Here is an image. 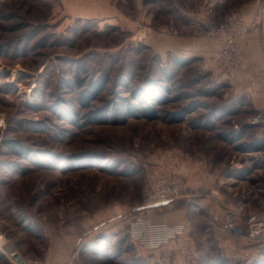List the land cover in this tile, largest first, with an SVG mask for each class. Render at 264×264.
<instances>
[{
  "label": "rangeland",
  "instance_id": "obj_1",
  "mask_svg": "<svg viewBox=\"0 0 264 264\" xmlns=\"http://www.w3.org/2000/svg\"><path fill=\"white\" fill-rule=\"evenodd\" d=\"M247 1L0 0V231L12 264H167L156 259L167 246L143 248L131 227L164 210L144 205L148 186L179 180V200L203 173L246 236L264 210V125L248 120L264 109L227 76L241 65ZM234 11L247 31L233 69L219 52L212 71L152 46L168 25L221 42L210 32ZM194 212L202 251L181 264H264V245L242 239L237 257ZM63 240L76 246L56 261Z\"/></svg>",
  "mask_w": 264,
  "mask_h": 264
},
{
  "label": "crops",
  "instance_id": "obj_2",
  "mask_svg": "<svg viewBox=\"0 0 264 264\" xmlns=\"http://www.w3.org/2000/svg\"><path fill=\"white\" fill-rule=\"evenodd\" d=\"M262 3L260 5L255 0H249L241 5L243 15L250 29L248 34L240 41L239 47L242 52L240 68L235 73L229 74L227 79L229 83L240 86L241 90L244 89L243 92L247 90L255 100L257 107L264 109V1ZM167 27L170 28L172 34L168 33V35L163 36L158 32L151 36V43L154 49L165 53V55L179 56L177 54L182 53L185 55H182L183 57L200 56L207 62L206 67L212 71H220L221 67L217 60V53L220 50L222 41L220 42L206 36L192 38L190 37L192 35L176 33V29L171 25ZM213 184V178L209 174L203 173L191 178L189 179L190 193L187 196L162 206L163 211L154 212L152 216L154 221H165L186 226L185 233L180 238L174 239L166 245L163 257L156 258L158 261H164L167 264H181V262H186V259H188L187 262H191L189 259H192L193 262L198 260L200 257L198 252L202 248V242L196 239L200 227L193 223L192 215L196 213L194 211H199L200 213L202 210L207 214L205 227L208 226L214 230L215 240L217 239L220 247L229 246L231 241H235L236 256L240 257L242 251H245L243 246H238L243 238L237 239L232 236V239H230L225 234V226H230L232 229L237 227L243 230L240 224L241 218L239 215H231L227 217L228 222L226 223L223 202L215 194L217 191L214 189L216 187ZM250 219L264 220V210L253 214ZM3 244L4 247L0 248V263L12 264L6 254L8 249L5 241ZM55 244L53 252L50 254L56 261L64 258L63 251L76 246L74 241L65 240ZM139 257L143 259L146 256L139 253ZM16 260L21 264V258L17 257Z\"/></svg>",
  "mask_w": 264,
  "mask_h": 264
},
{
  "label": "built area",
  "instance_id": "obj_3",
  "mask_svg": "<svg viewBox=\"0 0 264 264\" xmlns=\"http://www.w3.org/2000/svg\"><path fill=\"white\" fill-rule=\"evenodd\" d=\"M257 2L260 3L261 0H257ZM246 31L247 26H245L242 15L239 11H234L224 19L221 25L214 27L210 32L214 36L222 37L223 45L219 50V57L224 68L229 70L238 66L240 51L237 41L240 37L237 38V36ZM248 123L250 125H264V113L257 112L249 118ZM183 189H186V186L176 179L167 182V187L158 183L151 188L148 186L144 195V205L147 208H155L157 206H164L167 203L169 204L179 197V193ZM152 221L140 218L134 222L130 230L132 240L145 249L160 250L170 241L180 238L186 230L184 224ZM224 231L231 233L232 228L228 227ZM234 237L237 239L243 238L251 242H259L264 245V220L257 219L251 221L246 236L234 235ZM3 241L4 235L0 231V248ZM16 259L14 257L13 264H18Z\"/></svg>",
  "mask_w": 264,
  "mask_h": 264
},
{
  "label": "water",
  "instance_id": "obj_4",
  "mask_svg": "<svg viewBox=\"0 0 264 264\" xmlns=\"http://www.w3.org/2000/svg\"><path fill=\"white\" fill-rule=\"evenodd\" d=\"M232 232L234 234L240 235L242 233V230L237 227H233Z\"/></svg>",
  "mask_w": 264,
  "mask_h": 264
},
{
  "label": "trees",
  "instance_id": "obj_5",
  "mask_svg": "<svg viewBox=\"0 0 264 264\" xmlns=\"http://www.w3.org/2000/svg\"><path fill=\"white\" fill-rule=\"evenodd\" d=\"M79 87H81L80 84H79ZM101 88H102V85H101V83H99V84L96 86V88H95V89H96V92L99 91ZM147 111H149V110H147ZM150 111H151V110H150ZM148 115H149V113H147V116H148ZM249 126H251V125H249Z\"/></svg>",
  "mask_w": 264,
  "mask_h": 264
}]
</instances>
